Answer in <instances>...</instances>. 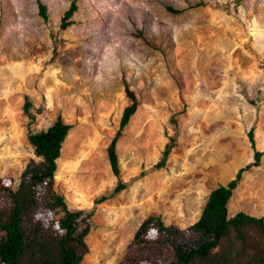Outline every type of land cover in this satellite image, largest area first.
<instances>
[{"label": "rangeland", "instance_id": "rangeland-1", "mask_svg": "<svg viewBox=\"0 0 264 264\" xmlns=\"http://www.w3.org/2000/svg\"><path fill=\"white\" fill-rule=\"evenodd\" d=\"M70 2L0 0V183L17 186L38 159L28 134L59 115L70 128L53 188L91 213L79 264H116L150 215L189 232L240 168L227 214L264 220V0H76L62 29ZM125 87L137 105L115 142V175L107 147Z\"/></svg>", "mask_w": 264, "mask_h": 264}, {"label": "trees", "instance_id": "trees-1", "mask_svg": "<svg viewBox=\"0 0 264 264\" xmlns=\"http://www.w3.org/2000/svg\"><path fill=\"white\" fill-rule=\"evenodd\" d=\"M38 9L45 17V6L38 3ZM76 9V0H71L60 28L72 23ZM125 93L130 103L122 109L118 130L107 147L115 175L119 174L115 142L137 105L134 93L127 87ZM28 106L26 101V111ZM69 128L58 115L45 129L29 133L27 139L38 159H30L16 187L0 183V264H79L88 251L85 237L91 213L68 209L63 196L53 188L57 158ZM248 137L252 138L251 130ZM173 144L171 140L165 145L155 167L164 164ZM261 153L254 152L252 165L258 164ZM243 169L208 193L199 218L185 234L164 225L157 216L144 218L116 264H264L263 218L244 211L227 214V203ZM124 187L125 183L118 181L110 195Z\"/></svg>", "mask_w": 264, "mask_h": 264}]
</instances>
